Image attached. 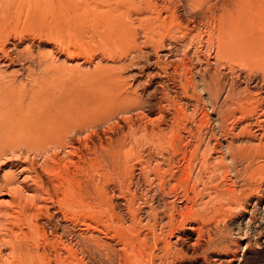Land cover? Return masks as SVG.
<instances>
[{
	"label": "bare ground",
	"instance_id": "6f19581e",
	"mask_svg": "<svg viewBox=\"0 0 264 264\" xmlns=\"http://www.w3.org/2000/svg\"><path fill=\"white\" fill-rule=\"evenodd\" d=\"M88 1L0 0V33L13 6L27 4L37 19L50 14L74 22L90 15L108 21L122 37L113 44L127 45L133 29L123 20L129 13L91 10ZM140 1L129 3L163 24L175 21L177 7L194 21L191 29L172 31L179 42L174 57L163 53V36L150 28L143 36L142 48L150 46L160 61L165 55L164 69L187 84L183 100L159 105L155 120L147 115L149 103L131 95L101 119L83 109L84 98L60 78H37L33 70L34 84L54 85L34 100L42 87L32 93V85L15 77L26 64L22 41L3 42L0 34V264H89L91 253L110 247L116 236L120 253L113 248L112 257L105 255L124 264H208L202 259L208 254L215 264H241L248 243L242 247L214 231L250 199L264 209V0ZM18 65L19 71L8 72ZM192 93L201 101L190 107L184 98L193 99ZM119 130L122 138L115 139ZM141 185L163 201L152 211L145 206L144 221L132 190ZM120 200L124 217L111 212ZM58 221L73 229V241L58 234ZM143 224L162 237L151 255L133 233Z\"/></svg>",
	"mask_w": 264,
	"mask_h": 264
},
{
	"label": "rangeland",
	"instance_id": "374dc122",
	"mask_svg": "<svg viewBox=\"0 0 264 264\" xmlns=\"http://www.w3.org/2000/svg\"><path fill=\"white\" fill-rule=\"evenodd\" d=\"M138 1L141 2L140 0ZM138 1L135 0L136 3H139ZM88 2L89 5L91 2L94 3H91V10L99 7H108L115 9V12L129 13L130 17H125L126 21L123 20V23L133 29L127 45L116 46L113 44L112 39L116 38L117 41H121L122 37L120 38L118 32L116 33L115 30L110 29L108 21L98 17H90V15L89 17L78 18L79 21L75 20L74 22L65 21L57 15L50 16V14H42L37 19V17L31 15L32 12L29 10L27 4L25 6H13L8 12L5 22L6 26L3 28L2 33H0L2 41L4 42L10 38L22 41L20 48L27 56L24 55V58L26 57L25 69H28L29 72L34 70L37 78H52V76L60 78L57 81L60 82V85H68L74 90V92L71 91L74 96L84 98L85 104L83 105V109H90L97 116H101V119L106 118L107 115L116 110L122 98L128 95L134 96L142 103H149L146 107L148 109L146 112L150 120H155L159 105H167L168 103L172 105L171 102L173 100H183V86L187 87V84L184 83L181 86L180 77L174 75L171 69H164L162 63L166 61L165 55H173L174 57L176 54L175 49L177 46L175 44L179 42H176L172 31L185 30L188 26L191 29L192 22H194L191 19L193 15L188 10L183 11V8L177 7L175 21L170 20L166 24H163L162 19L158 18L156 14H150L143 6L139 8L137 4L131 5L129 0H102L99 3L90 0ZM146 19H150L149 21H151L152 26L150 25L149 27V22H146ZM187 23L188 25H186ZM195 25H198L197 22H195ZM149 28L155 34L163 36V39L168 44L164 47L163 53L165 55L164 57L162 56L161 61L157 59L156 54L150 46H147V49L142 48L143 36H145ZM134 29L139 32L140 40H138V43L140 46H137V43V45L135 44ZM178 36L177 39H179ZM137 51L140 53L137 54ZM30 66L33 68L30 69ZM19 67L18 65L17 68H11L8 72L19 71ZM25 69V72H19L18 76H15L18 82L20 81L19 83H21L23 80L22 82H25L26 86L31 87L32 85L34 87L33 92L31 91L32 93L38 91L37 88L40 89L42 87V90H39L38 94H33L35 98L30 94L31 99L34 98L35 100L36 95L44 93L46 89V93L51 88L52 90L54 89V85H52L53 87L47 85L50 86L49 88L45 84L43 86H40L39 83L34 84L37 78L29 76L31 72H26L27 70ZM19 74H23V77L19 76ZM151 76L154 77L152 78ZM64 80L65 83H63ZM26 82H29L30 85L26 84ZM72 82L74 84L76 82V84L73 85ZM30 87L28 88L30 89ZM43 87L44 89L45 87L47 88L44 90ZM26 91L24 90L25 94L23 92L24 97L28 93V89ZM198 93L196 95L192 93L193 99H189V97L184 98V102L193 107L198 101H201L199 98L200 94ZM56 96H58L57 98L60 97L59 94H56ZM62 97L63 95L60 98ZM196 98L198 99L195 100ZM135 103L131 102L130 104L134 105ZM47 104L46 106H50V104ZM174 112V110H171L168 115L172 116ZM209 115L210 117L212 116L211 113ZM114 137L115 139L122 138L121 131L119 130L115 133ZM144 187V185H141L132 188L136 194L135 205L138 213L137 216L142 221L146 218L145 206L149 211L163 206V201L155 199L153 194L149 193L148 195L146 187ZM252 197L256 198L255 195ZM251 201L252 199L245 203L242 211H238L236 207L232 208V211L229 212V218L221 222L217 226L218 231H214V233L218 238H221V235L228 237L231 242L242 245V247L248 243V250L242 258L241 264H264V209L263 207L260 208V206L253 207ZM123 203L125 201L120 200L111 205L112 214L124 217L123 212L126 208ZM248 211H250L249 214ZM104 219H106V216H104ZM57 227L59 228L58 234L64 235L65 242L69 243L75 239L73 229L70 226L58 221ZM108 232L109 230L106 228V233L102 238L107 237ZM133 233L135 237L144 240L142 242L149 255L156 252V242L159 241L161 243L162 240L160 234L154 233L145 224L136 226ZM212 237L214 238L215 236L212 235ZM109 244V249L104 248L100 251H95L97 253L92 248V252L94 253H91L92 255L89 257V264H124V260L120 262L118 256L114 259H109L106 256L107 254L109 257L113 255L111 252L113 248H115L113 251L117 252H115L116 255L119 254L123 242L116 236L112 240H109ZM232 248L235 250L236 247L232 246ZM220 251L225 253L221 247H219L217 252ZM241 252V250L238 251L240 255ZM212 257V255L208 254L202 259L206 258L208 264H215ZM152 262L160 264L159 261H153V259Z\"/></svg>",
	"mask_w": 264,
	"mask_h": 264
}]
</instances>
